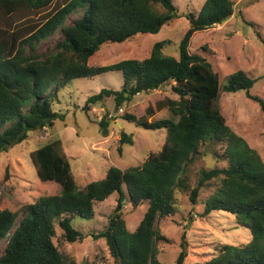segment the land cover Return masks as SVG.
I'll return each instance as SVG.
<instances>
[{
    "label": "trees",
    "instance_id": "obj_1",
    "mask_svg": "<svg viewBox=\"0 0 264 264\" xmlns=\"http://www.w3.org/2000/svg\"><path fill=\"white\" fill-rule=\"evenodd\" d=\"M55 0H0L5 16L39 11ZM232 0H204L198 13L185 14L189 26L178 44V57L166 55L162 43L155 42L148 56L124 58L97 65L88 59L110 43H120L137 34L157 33L163 25L179 16L173 0H67L29 36L8 40L0 33V153L27 138L31 130L51 127L62 114L52 110L58 93L71 80L95 77L119 71V89L104 87L89 95V104L109 99L116 109L133 96L150 92L172 83L176 99L166 97L157 108L166 107L175 120H147L124 114L145 129L164 127L162 147L149 153L135 166H110L102 179L78 188L61 141L52 139L30 152V160L42 182L60 186L58 194L40 196L23 205L21 217L10 209H0V240L6 243L0 264H69L53 243L55 224L67 242L80 241L82 233L72 220L94 216L93 205L117 193L115 212L105 229L92 235L103 238L116 264H162L156 243L165 240L157 221L172 215L176 208V192L189 191L190 202H197L198 192L212 180L214 191L205 198L201 216L212 211H226L237 224L250 231L241 245L224 243L216 254L195 264H264V161L246 140L235 133L221 113L218 99L224 92L245 90L248 98L258 103L264 115V99L251 94L254 79L238 70L221 86L219 75L201 55L188 51L190 39L197 31L222 24L233 14ZM80 11L69 21L68 17ZM59 33L54 50L41 56L35 44ZM107 136L108 120L98 121ZM264 124V117H263ZM120 144H133L131 135L120 132ZM223 143L227 164L200 169L197 184L190 189L189 169L201 155L202 143ZM212 144V143H211ZM120 149V148H119ZM214 157L217 158L214 153ZM125 188V189H124ZM128 201L132 207L147 202L137 227L129 231L122 218ZM184 235L175 264H183L187 255ZM70 264H77L71 262Z\"/></svg>",
    "mask_w": 264,
    "mask_h": 264
},
{
    "label": "rangeland",
    "instance_id": "obj_2",
    "mask_svg": "<svg viewBox=\"0 0 264 264\" xmlns=\"http://www.w3.org/2000/svg\"><path fill=\"white\" fill-rule=\"evenodd\" d=\"M66 1L55 0L46 9L10 16L0 12V33L8 40L14 38L17 44L20 39L39 28ZM232 1V16L222 24L195 32L190 39L188 51L201 55L211 64L219 75L221 86L234 72L244 71L255 80L249 92L264 99V0ZM203 2L204 0H173L179 16L163 25L157 33L137 34L120 43L103 45L88 59V63L104 65L124 58L142 59L148 56L155 42L162 43L164 54L177 58L179 41L189 26L185 14L198 13ZM79 14L80 11L73 13L68 20H73ZM59 39L60 35L56 32L37 42V52L44 56L53 51ZM121 78V72L114 70L95 77H80L69 81L58 93V100L52 103V110L62 114V117L56 118L51 127L29 131L25 140L0 153V209L16 211L19 220L23 205L34 202L40 196L59 193L60 186L55 182L39 180L29 156L31 151L52 139L61 141L76 185L80 189L91 181L102 179L110 166L123 169L138 165L149 153L162 147L166 137L164 127L145 129L136 121L124 117V114L145 117L150 121L175 120L176 117L166 107L157 108V104L166 97L177 98L171 91V82L150 92L136 94L119 107L121 112L109 99L89 104V109H83L89 95L101 88L119 89ZM218 104L231 129L256 149L264 161V115L258 103L248 98L245 90L224 92L221 89ZM109 114L112 116L109 117ZM102 118L108 120L107 136L102 134L98 123ZM122 130L131 135L133 144H120ZM200 150L205 154L199 156L189 169L190 189L197 184L200 169L223 167L227 164L223 143L205 142L201 144ZM217 183V180H212L201 187L195 204L190 202L188 190L176 192L174 214L157 221V226L165 237V240H158L156 243L158 258L162 264H175L181 249L182 235L187 243V255L183 264L208 260L224 243L241 245L249 240L250 231L237 224L232 214L220 210L201 216V203L214 191ZM116 198L117 193L114 192L105 200L95 202L92 218L76 217L72 220L73 226L82 233L80 241L67 242L62 230L55 224L53 243L67 263L116 264L105 240L94 239L92 236L107 227L115 212ZM146 208L147 202L137 207L125 202L122 218L129 231L137 227ZM5 243V239L0 240V254Z\"/></svg>",
    "mask_w": 264,
    "mask_h": 264
},
{
    "label": "built area",
    "instance_id": "obj_3",
    "mask_svg": "<svg viewBox=\"0 0 264 264\" xmlns=\"http://www.w3.org/2000/svg\"><path fill=\"white\" fill-rule=\"evenodd\" d=\"M119 111L121 112L122 111V109L121 108H119ZM112 115L111 114H109V117H111Z\"/></svg>",
    "mask_w": 264,
    "mask_h": 264
},
{
    "label": "crops",
    "instance_id": "obj_4",
    "mask_svg": "<svg viewBox=\"0 0 264 264\" xmlns=\"http://www.w3.org/2000/svg\"><path fill=\"white\" fill-rule=\"evenodd\" d=\"M122 79V78H121Z\"/></svg>",
    "mask_w": 264,
    "mask_h": 264
}]
</instances>
